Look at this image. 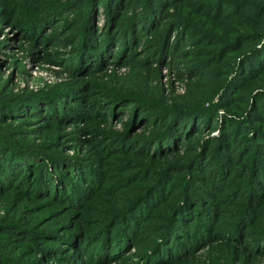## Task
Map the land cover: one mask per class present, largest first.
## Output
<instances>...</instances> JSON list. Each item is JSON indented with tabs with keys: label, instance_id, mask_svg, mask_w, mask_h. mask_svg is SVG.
<instances>
[{
	"label": "rangeland",
	"instance_id": "374dc122",
	"mask_svg": "<svg viewBox=\"0 0 264 264\" xmlns=\"http://www.w3.org/2000/svg\"><path fill=\"white\" fill-rule=\"evenodd\" d=\"M150 1L0 0V264H264V10Z\"/></svg>",
	"mask_w": 264,
	"mask_h": 264
},
{
	"label": "trees",
	"instance_id": "16d2710c",
	"mask_svg": "<svg viewBox=\"0 0 264 264\" xmlns=\"http://www.w3.org/2000/svg\"><path fill=\"white\" fill-rule=\"evenodd\" d=\"M243 1H245V0H243ZM253 3L255 4V6H256V9H257V15H259V14H261L262 13V11L264 10V0H253ZM240 5H242V3L240 4ZM212 7H214L215 8V11H216V9H217V7H215V6H212ZM151 12H153V10H154V0H151L150 1V3H149V7H147ZM150 13V12H149ZM222 12H219V13H216V14H221ZM104 26H106L105 24H102V27H104ZM105 28V27H104ZM262 47H264V42L262 43ZM49 47V46H48ZM96 49V48H95ZM259 49H256L255 51H252V52H257ZM258 63V65H257V67H256V69H260L261 67H263L264 66V55H263V59H259L258 61H257ZM65 64H67V63H65ZM106 65V64H105ZM86 70V69H85ZM104 71H109V69H103ZM71 71V70H70ZM73 72H75L76 71V69H74V70H72ZM72 72V73H73ZM252 111H254V109L252 108ZM254 116L255 117H259L258 116V113H255L254 114ZM106 121V117L104 116V115H102V114H99V116L98 117H96V118H93L92 116H91V118L90 119H88L87 120V124L88 123H91V122H95V123H102V122H105ZM243 124V123H242ZM246 125V124H245ZM233 129L234 130H236V128H234L233 127ZM8 149H10L9 147H7ZM2 151V149H0V152ZM6 152H8V153H10V151H8V150H6ZM174 155V152H170V151H168L167 153H166V155ZM136 154H135V152H130V153H127L126 154V156H135ZM136 157H138V156H136ZM4 158L7 160L8 159V156H6L5 154H4ZM139 158H141V157H139ZM20 163V162H19ZM43 166V165H42ZM33 169H35V170H33ZM37 166H36V164H35V162H32V165H29L28 167H22V166H19V167H17L16 169H14V170H11V168H9L8 167V165H7V169L8 170H11V171H7V173L6 172H4V171H2L3 172V174H4V179L3 180H1L0 179V188H2V187H4V186H7V185H9V180H11V182H12V184L14 183V181L17 179V177H19L20 176V179H23V182H21V183H25L27 186H28V188H25L26 190H30L31 188H30V184H29V178L28 177H33V175H34V173L36 172V171H38V169L36 168ZM41 172V170H39V173ZM30 174V175H29ZM40 177L39 176H37L35 179H39ZM77 178H79V176L77 177ZM34 182H36V181H34ZM87 182L88 181H85V183H83V186H82V188H81V194H85V196L86 197H88L89 198V200H93V195H92V192H91V190H90V188H91V185L89 186V185H87ZM69 186H70V184L68 185V184H66V185H64L63 186V190L65 191V190H67L68 188H69ZM22 187V186H21ZM46 193V192H45ZM97 194V193H96ZM48 196H50V197H48V198H45L46 200H51V198H54L55 196L54 195H52V194H50V195H48ZM26 199H29V200H34V198L33 197H31L30 195H26ZM226 243L227 244H229V241H226ZM187 251V250H186ZM189 251V250H188ZM160 252V251H159ZM241 256V255H240ZM250 257H253V259L254 258H256L257 256H255V255H253V254H250V253H248L247 254V258L249 259ZM195 258V256H194V254L193 253H191V252H186V253H183L182 254V252L181 253H176V256H175V258L174 259H172V260H170L169 262H167V263H165V264H192V261H193V259ZM253 259H250V260H253Z\"/></svg>",
	"mask_w": 264,
	"mask_h": 264
}]
</instances>
